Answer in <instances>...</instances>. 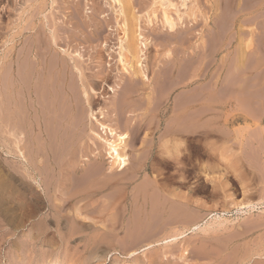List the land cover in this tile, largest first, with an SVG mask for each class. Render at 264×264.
<instances>
[{
    "label": "rangeland",
    "instance_id": "374dc122",
    "mask_svg": "<svg viewBox=\"0 0 264 264\" xmlns=\"http://www.w3.org/2000/svg\"><path fill=\"white\" fill-rule=\"evenodd\" d=\"M15 1L0 0V53L8 51L14 43L10 39L17 30L14 24L17 11L12 8ZM105 1L56 0L52 6L42 0L36 7L38 11L34 7L32 11H43L38 17L55 24L66 35L70 50H81L96 71L98 66L92 62L96 49L92 44L101 43L103 37L93 41L87 37H97L92 32L97 29L94 24L105 19L104 14L109 13L107 18L113 21L110 25L102 23L97 30H103L102 36H114L107 41L110 50L117 53L119 47L115 37L116 15ZM133 1L136 5L132 16H136L151 42L146 62L153 63V55L157 53L158 73L174 79L167 83L169 87L159 83L160 100L156 103L159 128L145 126L137 139L131 134V167L127 173L138 167L140 175L128 184L113 181L115 185L109 184L102 192L106 195L110 192L111 197L110 194L106 198L100 194L94 196L92 208L86 210L82 209L84 202L79 198H68L69 204L62 203L61 222L57 221L52 202L40 185L20 172L23 170L12 156L0 149L7 179L14 186L21 183L19 191L14 187L0 193V264H264V0H187L185 6L183 0H169L170 14L175 18L182 15L173 38H169L159 20L162 14L159 0ZM99 7L103 12L96 11ZM152 10H156L158 19L149 22ZM67 21H73L75 26ZM25 38L24 35L18 41L17 49L29 46L30 39L24 43ZM168 48H172V63L162 53ZM114 82L117 78L111 84ZM80 106L86 108L85 104ZM172 108L186 113L178 121L179 132L175 136L167 131ZM81 117V125L84 123L82 126L86 124L89 128L92 119L86 115ZM106 163L107 166V160ZM8 170L25 184L10 177ZM15 197L21 202H15ZM180 197H189V222L186 223L181 221ZM167 198L176 199L167 202ZM100 210H104V215H99ZM214 213L221 218H213ZM109 217L114 218L110 221ZM198 222L202 227L211 222L213 225L190 231ZM96 227L101 228L100 232L93 230ZM181 227H189V234L185 239H174L173 235ZM112 228L115 229L112 231ZM37 229L49 233L40 234ZM153 232H157V238ZM147 243L156 244L143 250L142 246ZM185 246L188 253L183 255ZM136 249L138 252L133 254Z\"/></svg>",
    "mask_w": 264,
    "mask_h": 264
},
{
    "label": "bare ground",
    "instance_id": "6f19581e",
    "mask_svg": "<svg viewBox=\"0 0 264 264\" xmlns=\"http://www.w3.org/2000/svg\"><path fill=\"white\" fill-rule=\"evenodd\" d=\"M41 2L42 0H23L22 2L21 0H16L15 4H12V8H15L17 11V18L14 21V24H17V30L12 36V39H10L14 40V43L10 48L8 47V51L0 53V149L12 156L14 162L23 170L20 172L31 177L40 185L52 202L54 212L56 211L55 214H57V221H61V217L63 216V211L61 209L62 207L64 208L62 203L64 201L65 204L68 203L66 202L68 198H79L84 202L81 204L83 207L81 208L86 210V208L93 206L91 199L94 196L100 194V196L102 195V197L106 198L110 194V192L108 195H106L107 193H102L104 188H108L107 186L109 184H128V182L131 180L133 182L134 178L138 176L141 172L138 167H135L130 173H127L128 169L131 167L129 155L131 134L133 133L137 139L145 126L152 125L154 128L161 124L158 120V108H156V103H158L157 101L161 93V91H159V83L164 84V88L169 87L167 83L170 82L171 76H161L158 73L159 71L156 69L159 65L157 53L153 55L152 65L146 62L149 56L148 50L151 42L146 37L144 28L139 23L136 16H132V12L136 5L133 0L105 1L106 4L112 7V11L116 15L115 21L117 29L115 37H117L119 47L116 49L117 53L114 50H110L107 41L110 38H114V36H102L103 30L100 32L97 30L102 27V23L108 25L109 22L113 21L112 18H107V16L110 15L109 13L107 15L104 14L103 17L105 19L102 18L94 24L97 29L92 32L96 34L97 37L94 38L93 35H89L90 38L87 37L88 41L99 40L103 37L101 43L99 42L96 45L91 43L92 47L96 49L92 61L98 66L96 71L95 65L93 66L92 63L88 62V58H85V54H83L81 50H70V43L67 41L66 35L60 33L61 31L56 28L55 24H52V22L50 23L48 20L50 17H47L50 23L48 24L43 18L38 17V14L43 11L37 13L34 9V12L32 11V8L38 7V4ZM46 2L51 3L53 6L56 0H46ZM186 2L187 0H183L182 5L185 6ZM171 5L172 3L169 0H159V8L162 9V14H160L161 19L159 20H161L162 27L167 29L169 38H173L175 34L174 30L179 27L178 22L180 23L182 20L181 14H178V17L175 18L167 10V7L170 6L169 8H171ZM58 7L59 6L56 8ZM36 9V11H38V8ZM96 11L101 13L103 12V8L99 7ZM96 16L94 18H96ZM148 17L149 22L154 21V19L157 18L156 10L150 11ZM66 23H73V27L75 26L73 21H67ZM60 28L62 29V26ZM67 30L68 29H66V31ZM62 31L65 32L64 30ZM24 35L26 38L23 42L27 43L30 39L29 46H23L22 48L20 47L21 49H17V45H19L18 41L22 40ZM168 35L166 36L167 38ZM10 42H7V44ZM248 44H251V39ZM171 49L172 48H168L165 52H162L168 57V60H166L169 63H172ZM113 78H117V82L111 84ZM171 81H174V79H171ZM108 92H111L112 96L108 95ZM81 104H85L86 108H82L80 106ZM144 105L145 107H143ZM171 107L170 105V108ZM183 112H185V110L171 109L169 122H167L168 126L166 125L167 131L170 132L171 136H175L179 132L176 126L178 121L186 116V113L184 114ZM80 114L86 115V117L93 120H91L89 128L86 124L82 126L84 123L81 125L80 119L82 115ZM152 140H154V137ZM175 142L177 141L175 140ZM151 143L153 144L154 142ZM161 146L162 148L165 147L162 144ZM171 146L173 145L171 144ZM158 150H160V148ZM167 150L165 149V151ZM154 152L150 151V153ZM172 152L174 153L175 151ZM84 153L86 156H82ZM167 153L165 155H167ZM1 155L3 156V154ZM160 156L163 158V155ZM106 160L108 161L107 166ZM12 170H8L7 174L25 184L23 179L17 178V175ZM207 171L208 168L206 172ZM113 181H115V183ZM154 182L157 184V181ZM117 186L119 187L118 184ZM14 187L19 191L21 183H15V186L13 183L11 184V181L6 177L5 166L3 162L0 161V193H6V189H12ZM111 195L112 194H110V197ZM15 198V202H21L19 197ZM180 198L182 200H180V213L181 217L185 220L183 221L182 219L181 221L186 223L189 222V197ZM167 199V202H173L176 198ZM106 209L108 211V208ZM94 213L96 214V212ZM98 213L100 215V213L103 214L105 212L104 210H100ZM211 215L213 218L214 216L217 219L221 218V215L218 213ZM112 218L114 217H111V219ZM111 219L109 217L107 220L111 221ZM74 220H76V218H74ZM107 222L108 221H106V225ZM179 222L178 220V223ZM219 223L222 224L223 221H219ZM211 225H213L212 222L204 227H202L203 225L199 224V222L194 223L190 231L207 229L208 226ZM185 226L188 225L185 224ZM115 228H112V231ZM110 229L109 227L108 232H110ZM37 230L40 234L49 233L48 231ZM93 230H97L98 233L101 228L96 227ZM57 232L61 236H64L61 230L57 229ZM155 233L153 232V235ZM188 234L189 227H186L177 230V233L173 236L174 239L178 237L185 239ZM155 236L157 238L156 234ZM98 237L100 238V236ZM159 242L160 241L156 243ZM156 243H147L142 246V248L146 250L153 247ZM137 252L138 250L136 249V251H133V254ZM186 253L188 252L185 246L183 248V255Z\"/></svg>",
    "mask_w": 264,
    "mask_h": 264
}]
</instances>
